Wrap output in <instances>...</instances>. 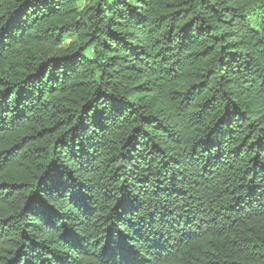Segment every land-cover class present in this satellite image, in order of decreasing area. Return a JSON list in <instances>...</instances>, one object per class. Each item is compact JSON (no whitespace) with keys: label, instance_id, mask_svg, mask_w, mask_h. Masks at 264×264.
<instances>
[{"label":"trees","instance_id":"16d2710c","mask_svg":"<svg viewBox=\"0 0 264 264\" xmlns=\"http://www.w3.org/2000/svg\"><path fill=\"white\" fill-rule=\"evenodd\" d=\"M0 264H264V0H0Z\"/></svg>","mask_w":264,"mask_h":264}]
</instances>
